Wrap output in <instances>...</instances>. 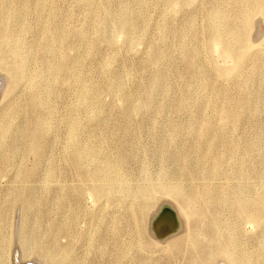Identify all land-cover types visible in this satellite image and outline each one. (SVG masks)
<instances>
[{
    "label": "rangeland",
    "instance_id": "rangeland-1",
    "mask_svg": "<svg viewBox=\"0 0 264 264\" xmlns=\"http://www.w3.org/2000/svg\"><path fill=\"white\" fill-rule=\"evenodd\" d=\"M164 204L182 228L159 241ZM15 257L264 264V0H0V264Z\"/></svg>",
    "mask_w": 264,
    "mask_h": 264
},
{
    "label": "water",
    "instance_id": "water-1",
    "mask_svg": "<svg viewBox=\"0 0 264 264\" xmlns=\"http://www.w3.org/2000/svg\"><path fill=\"white\" fill-rule=\"evenodd\" d=\"M182 225L175 209L164 204L151 223V229L159 241H164L181 231ZM15 264H18L15 257Z\"/></svg>",
    "mask_w": 264,
    "mask_h": 264
},
{
    "label": "bare ground",
    "instance_id": "bare-ground-1",
    "mask_svg": "<svg viewBox=\"0 0 264 264\" xmlns=\"http://www.w3.org/2000/svg\"><path fill=\"white\" fill-rule=\"evenodd\" d=\"M249 1H250V0H246V2H249ZM247 12H248V15H251V14H252V10H250V9H247ZM224 46H225L226 49L231 50V48H230V46H229L228 44H225ZM251 52H253V51L251 50L250 53H251ZM248 53H249V52H248ZM81 98H83V99H84V102H86V101H87V98H88L87 93H86V92H82V93H81ZM108 168H109L110 172H112V173H119V171H118L116 165H113V164H112V165H109ZM206 174L208 175V172H207V171H206ZM177 187H181V185H180V184H177ZM179 196H180L184 201H188V199H187L186 195L183 193V191H181V192L179 193ZM214 198H215V195H214V194L211 195V200H213ZM188 202H189V201H188ZM164 248H165V246H162V245H155V246L149 248V250H148V252H147V256H153L154 254H156L157 252L163 250ZM17 262H18V261H17ZM18 264H19V263H18ZM23 264H28V262L23 263Z\"/></svg>",
    "mask_w": 264,
    "mask_h": 264
}]
</instances>
